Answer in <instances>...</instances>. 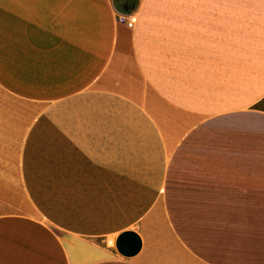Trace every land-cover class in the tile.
I'll use <instances>...</instances> for the list:
<instances>
[{"label":"crops","instance_id":"1","mask_svg":"<svg viewBox=\"0 0 264 264\" xmlns=\"http://www.w3.org/2000/svg\"><path fill=\"white\" fill-rule=\"evenodd\" d=\"M117 15L0 0V264H264V0Z\"/></svg>","mask_w":264,"mask_h":264},{"label":"water","instance_id":"2","mask_svg":"<svg viewBox=\"0 0 264 264\" xmlns=\"http://www.w3.org/2000/svg\"><path fill=\"white\" fill-rule=\"evenodd\" d=\"M139 4V0H112L114 10L119 15H132ZM117 251L126 257L135 255L141 248V240L134 231H125L115 240Z\"/></svg>","mask_w":264,"mask_h":264},{"label":"rangeland","instance_id":"3","mask_svg":"<svg viewBox=\"0 0 264 264\" xmlns=\"http://www.w3.org/2000/svg\"><path fill=\"white\" fill-rule=\"evenodd\" d=\"M259 106L261 108L264 109V100L259 104ZM5 193H4V199H5V202L3 205H0V211H9V210H14L15 206H9L6 202L7 201H11V196L12 197H19L21 198V190L19 189H5L4 190ZM10 199V200H8Z\"/></svg>","mask_w":264,"mask_h":264},{"label":"built area","instance_id":"4","mask_svg":"<svg viewBox=\"0 0 264 264\" xmlns=\"http://www.w3.org/2000/svg\"><path fill=\"white\" fill-rule=\"evenodd\" d=\"M117 18L120 22H124L128 27H131L132 24L134 23V19L131 18V17H127V16H124V15H117Z\"/></svg>","mask_w":264,"mask_h":264},{"label":"trees","instance_id":"5","mask_svg":"<svg viewBox=\"0 0 264 264\" xmlns=\"http://www.w3.org/2000/svg\"><path fill=\"white\" fill-rule=\"evenodd\" d=\"M264 100V99H263Z\"/></svg>","mask_w":264,"mask_h":264}]
</instances>
